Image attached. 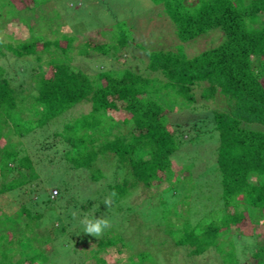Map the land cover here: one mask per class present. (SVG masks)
Here are the masks:
<instances>
[{
    "label": "trees",
    "instance_id": "16d2710c",
    "mask_svg": "<svg viewBox=\"0 0 264 264\" xmlns=\"http://www.w3.org/2000/svg\"><path fill=\"white\" fill-rule=\"evenodd\" d=\"M17 1L22 4L20 8ZM150 1L173 25L171 45L135 42L130 20L113 16L104 23L101 18L105 10L99 7V25L91 24L87 29L94 28L96 34L108 38L96 42L87 38L75 47L73 42L87 29L77 31L80 18L76 15L61 16L58 0H0V19L7 9L3 19L16 18L29 33L20 42L0 39V55L13 57L8 69L0 65V198L7 196L16 204L13 213L20 216L18 224L23 226L18 232L0 231V264H31L36 260V250L40 254L38 243L45 247L44 255L55 244V251L63 248L67 237L75 245L91 242L78 251L95 264H107L104 254L110 248L117 254L128 252L121 264H154L147 249L132 251L135 243L131 248L130 240H135L126 239L119 222L145 216L153 220L147 215L152 208L145 206V199L150 200L145 190L166 182L167 189L152 190L160 201L154 220L173 245L188 249L187 254L196 258L214 253L211 264H241L238 251L249 253L248 262L243 264H264V241L239 249L241 240L230 233L232 226H241L247 218L264 224V0ZM68 7L73 9L71 3ZM62 19L69 23L70 32L54 39L35 32L36 23L48 25ZM212 32L220 34L218 43L210 45L212 38L203 49L191 54L186 51V44ZM131 46L144 53L142 72L124 68L117 73L103 65L89 74L72 65L69 55L71 50L83 58L94 53L108 59L105 64L110 65V57L121 56ZM26 76L34 81V89L22 85ZM195 90L203 101L199 105ZM163 95L174 103L189 104L178 113L180 123H170L174 113L158 98ZM84 103H88V111L63 120L51 133L53 141L44 140L33 152L27 150L30 144L24 146L22 139L41 137L51 121ZM109 113H122L123 128L95 132ZM195 137L201 141L202 137L217 139L215 163L221 193L216 209L223 211L220 224L211 210L191 221L195 213L187 199L197 186L192 182L191 168L179 170L187 179H172L173 156L184 142ZM48 151L59 153L64 174L74 176L72 184L60 183L56 198L50 194L42 197L44 189L38 185L41 169L36 166L51 162ZM37 153H45L43 160ZM75 172L81 173V179ZM85 179L90 186L85 187ZM181 185L189 191L178 198L185 206L182 213L176 211L178 200L167 203L173 197L169 192L180 191ZM71 190H76L72 200L62 196ZM139 190L146 193L142 207L128 204L127 199L140 194ZM112 192L116 196L107 208L103 202ZM48 211L54 221L47 227L48 234L40 237L38 230ZM62 212L68 218H61ZM1 215L11 217L4 212ZM85 216H104L111 227L99 238L86 235L79 223ZM19 232L31 243L36 241L35 245L22 248Z\"/></svg>",
    "mask_w": 264,
    "mask_h": 264
},
{
    "label": "rangeland",
    "instance_id": "374dc122",
    "mask_svg": "<svg viewBox=\"0 0 264 264\" xmlns=\"http://www.w3.org/2000/svg\"><path fill=\"white\" fill-rule=\"evenodd\" d=\"M58 1L59 2L57 3V5L62 9L61 13L63 11L61 16L65 15L66 18H68V16L76 15L77 18H80V27L77 26V31L79 32L82 29L89 28L91 24L99 25V22L97 21H99L101 15L98 9L100 7L104 8L105 10H103L105 16L101 18L102 21L106 20L104 23H107L108 18H113V16L115 19L126 18L130 20L131 26L134 27L133 35L135 42L145 41L144 44L147 46H155L156 44L159 45L160 43L166 45L172 44L171 28H173V25L170 21L162 17L160 7L156 6L150 0ZM70 3L73 5V9H70L68 7ZM16 5L19 8L22 6V4L18 1L16 2ZM88 8L92 9V12H87ZM1 14L3 18H6L5 15H7V9L5 11H2ZM3 18H1L2 20L0 19V39L4 40L5 42L10 41L12 43H15L28 38L29 33L27 28L21 23H19L16 18ZM34 28L37 35H42L46 39H54L58 37V35H60L61 33L70 32L71 30L69 23L63 19L54 21L53 23L48 25L36 23ZM93 29L94 28L82 31V34L84 35L81 38L76 39L72 45L76 47L82 40L87 38L93 40L94 42L100 40L105 41L108 38V36H104L102 38L101 36L96 34L95 30ZM212 38L213 41H211ZM210 41V45L218 43L220 41V34L217 32H212L209 36L201 37L196 41H193V43H188L186 44V51L190 54L193 52L195 53L208 46ZM69 55L73 58L71 61L72 65L83 69L89 74H93L96 70H98V68H101L103 65V67L113 68L114 71H116L117 73L121 72L124 68H130L137 72H142L145 68L146 63L144 53L134 46H131V48L127 52H121V56L110 57V65H107L108 63L106 61L108 59L105 60L103 59V57L94 53L91 55V57L83 58L81 56L76 55L75 50H71ZM114 58H117V61ZM12 62L13 57L6 58L0 55V65H2L3 67L8 69L9 67H11ZM31 63L32 62H29V65ZM24 79L22 80V85L26 88L34 89V81H30V78H28L27 76ZM196 96L197 98H199L197 91ZM158 98L165 104L167 108H169L174 113L169 119L170 123H172L173 125L176 123H180L181 120L179 119L178 113L182 109L187 108L189 104L182 102L174 103L172 101L167 100L164 95L159 96ZM197 102V105H199V103L203 101L199 98ZM88 109V103L76 106L73 110L67 112L61 119L60 117H58L51 121L47 126H45V128L42 130L41 137L31 135L26 137V139H22L24 142V146L30 144V147L26 148L27 150L31 151L35 149L36 146L39 147L40 143H42L44 140L53 141V139L51 138V133L54 130L59 129L63 120H65L69 116H76L80 113H85L88 111ZM196 115H200V113H197ZM122 116V113H109L105 116L102 126L96 128L95 132H101L103 128H106L107 130H120L124 126L122 125ZM206 124L208 123H205V125ZM3 137L5 139L7 138V135H4ZM184 137L185 139H188L187 135ZM216 141V138L210 139L209 137H207V139H205L204 137H202L201 141L199 137H195L192 141L184 142L180 148L181 150H179L176 155H174L172 158V179H187V174L180 173L179 170L183 168H191L192 182L197 183V186H195V188H192V190L190 191V197L187 199L188 207H190V210H193V212L195 213L194 216H190L191 221H194L196 218H199L200 216L211 210L215 222L217 224L221 223V215L223 211L220 209H216V202L220 200L221 193L220 175L215 163ZM0 142L2 141L0 140ZM44 154H40L41 156L38 154V156L41 157L40 160H43ZM47 155L49 158H51V162L49 164H46V162L43 161L39 163L38 166H36L37 169L42 170V172H40L41 170H38L41 176L38 185L39 187H42L41 190L44 189L43 194H41L42 197L46 194H50L53 195L54 198H56L60 195L59 186H61L66 181L71 182L70 184H72L71 179L73 180L74 176L73 178H71L70 175L67 176L66 174H64L65 167L64 164H62V159L59 153L48 151ZM56 164H59V166L55 169L54 167H56ZM74 174H78V178L82 176L79 172H75ZM172 181L173 180H171V182ZM87 182L88 180H83V183H85V187L91 185ZM168 184L169 183L166 182L161 184V186H159L158 188L154 187L151 189H146L145 192H148L150 194V200L147 202L145 199L146 203L144 202V195L146 194L145 192L142 193L143 191L141 192L139 190L138 192L140 194L136 195V192L131 195V197L127 199V203L131 205L139 203L141 206V203L143 202L145 203V206L150 205L152 209L149 210V214L147 215L152 217L153 220L148 219L146 216L145 218L137 217L138 219H132L131 217H129V213V218L127 221L123 222L122 219L120 220L119 224L121 226L119 227V229L123 232L124 236H126V239L131 238L132 240H135V242L130 240V243L132 244L131 248L135 243L134 248H132V251L136 252L147 249V253L150 257L149 259H151L150 262H153L154 264H211L209 259L214 256V253H208L206 256L197 258L189 256L187 254L188 249H183L181 247H176L175 245H173V242L163 231V227H158L157 223L155 222L154 218H156V215L159 214L160 201L157 198V194L153 191L160 190L161 192L164 189H167ZM93 186L95 187V184H93ZM186 189V186L181 185L180 191L177 190L174 191V193L169 192V194H173V197L167 199V203L170 204L178 200V198H182L183 196L188 195L187 193L189 191L188 189ZM84 190L85 188L82 191ZM74 192H76V190H71L70 194L64 193L62 194V196L69 197V199L72 200V197L74 198V195H72V193ZM4 199L6 201L3 200V198H0V231L7 230L11 232H18L19 229H21L23 226L18 224V222L20 221V216L17 213H13L14 209L17 208L16 204H12L11 199H9V197L7 196H5ZM184 207L185 206L183 205V202L179 199L176 206V211L180 210V212L182 213V209ZM124 211L126 212V209ZM1 212L9 214L11 215V217H3L1 215ZM119 213H121V211ZM250 213L252 214L254 213V211L252 212V210L250 209ZM60 217L63 219L68 218L66 216V212H62V215H60ZM43 220L45 222L38 230L39 232H41L39 233L40 237L47 233V231L49 230H47V227L49 228L50 224L54 221L52 215L50 214V211L46 213V216L43 217ZM154 225L156 226V228L154 227ZM44 226L46 227L44 228ZM230 231V233H233L237 236L236 240H241V243H237V246L242 244L239 249H242V246L248 247L250 244L251 246H253L256 242L264 241V224L261 222V220L252 222L247 218L241 226H232ZM18 235L22 238V243L20 245L22 248H30L33 246V244L35 245L36 241L32 240L33 243H31L27 235H23V233L20 232L18 233ZM173 235L176 239L178 237V232L174 233ZM67 238L69 242L66 241L64 243L63 248H60L62 250L59 249L55 251L58 246L57 244H55V247L52 246L51 249H47L44 255L42 254L44 253L43 251L45 250V247L40 246V243H38L37 249L40 250V254L36 250V260L33 261L31 264H37L38 262H42L43 260H45L44 264H95L94 261L89 260V258L85 254H83V252L78 251V249L80 248L91 246V242L75 245L76 242L74 243L73 240L70 239V237ZM46 243L47 242H43V245H45ZM247 252L242 253L238 251L237 258L239 260V263L243 264L246 259L248 260L249 253L247 254ZM104 256H106L107 264H121L123 263V261H125V258L128 256V252L124 251L121 254H117L114 248H110L107 250ZM23 264H28V262H24Z\"/></svg>",
    "mask_w": 264,
    "mask_h": 264
},
{
    "label": "clouds",
    "instance_id": "9594fccd",
    "mask_svg": "<svg viewBox=\"0 0 264 264\" xmlns=\"http://www.w3.org/2000/svg\"><path fill=\"white\" fill-rule=\"evenodd\" d=\"M53 197V195H50ZM116 193L112 192L108 197L104 199V205L107 208H110L112 206L113 200L112 197H115ZM73 216H76V213H73ZM79 223L83 227V233L86 235H90L95 238H99L102 236L105 232V230L109 229L111 227L110 221L105 218L104 216H101L99 218H89L87 216L80 219Z\"/></svg>",
    "mask_w": 264,
    "mask_h": 264
}]
</instances>
